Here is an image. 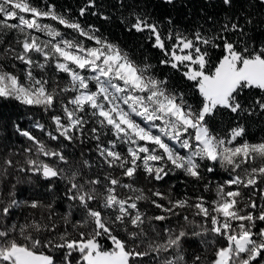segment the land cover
<instances>
[{"label": "snow or ice", "instance_id": "obj_1", "mask_svg": "<svg viewBox=\"0 0 264 264\" xmlns=\"http://www.w3.org/2000/svg\"><path fill=\"white\" fill-rule=\"evenodd\" d=\"M108 7L0 0V264H264V0Z\"/></svg>", "mask_w": 264, "mask_h": 264}, {"label": "trees", "instance_id": "obj_2", "mask_svg": "<svg viewBox=\"0 0 264 264\" xmlns=\"http://www.w3.org/2000/svg\"><path fill=\"white\" fill-rule=\"evenodd\" d=\"M84 2V0H57L58 5H62L64 8H71L72 9V14L76 15L78 8L81 6V4ZM113 2V0H98V3L101 5L102 10H105L106 12H112L114 9L109 8L108 6ZM194 5L199 3V0H193ZM91 23L95 24L97 27L100 28L101 32H103L105 35L109 36L110 38H116L120 39L122 42H124L127 45L133 44V38H130L126 33H124L123 29L121 27H118L117 25L119 24L118 21L114 22H104L103 20L99 19L98 17L91 16V15H86L84 18H81V22ZM155 63V60H153ZM162 72L167 74L168 70L167 69H161ZM0 111H5L8 113L14 112V109L11 105L0 109ZM23 111L27 112L28 115L34 116L36 119L41 120V122H45V118L43 117V114L38 110V109H33L31 111L27 109H23ZM224 121V125L226 126L229 122L228 117H222ZM28 122L25 121V123L22 124V127H27ZM250 131V138L252 136L258 135V134H264L260 133L259 126L255 123H253L249 129ZM38 134V132L34 133ZM15 139V138H13ZM179 176V174H178ZM210 179L218 178V177H212L211 175L209 176ZM168 183H172V181H168ZM151 185H149L150 187ZM160 187L161 185H157ZM184 186L185 182L183 181V177L180 176V179L176 181V187L173 189V192L176 193L177 195H180L184 191ZM163 187H167V184L163 185ZM188 188H189V194H191V184L190 182L188 183Z\"/></svg>", "mask_w": 264, "mask_h": 264}, {"label": "rangeland", "instance_id": "obj_3", "mask_svg": "<svg viewBox=\"0 0 264 264\" xmlns=\"http://www.w3.org/2000/svg\"><path fill=\"white\" fill-rule=\"evenodd\" d=\"M53 23H55V22H53ZM59 27H61V28H62V30H63V26H59Z\"/></svg>", "mask_w": 264, "mask_h": 264}]
</instances>
